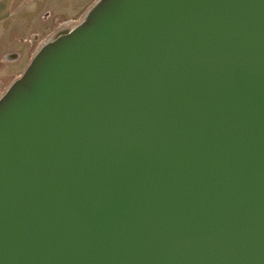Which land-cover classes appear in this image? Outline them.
<instances>
[{"label": "water", "instance_id": "1", "mask_svg": "<svg viewBox=\"0 0 264 264\" xmlns=\"http://www.w3.org/2000/svg\"><path fill=\"white\" fill-rule=\"evenodd\" d=\"M0 264H264V0H96L0 96Z\"/></svg>", "mask_w": 264, "mask_h": 264}, {"label": "rangeland", "instance_id": "2", "mask_svg": "<svg viewBox=\"0 0 264 264\" xmlns=\"http://www.w3.org/2000/svg\"><path fill=\"white\" fill-rule=\"evenodd\" d=\"M93 0H55V7L50 9V14H46L43 18H39L38 14L44 13V8L34 13L29 14L26 20L25 28L22 31L23 40L20 44H16L23 52L24 58L20 65L13 66L9 69L7 66L0 70V78L3 84H0V96L9 88L11 83L24 73L27 66L36 51L41 45L60 28L68 22H81L82 17L88 11H84ZM45 7V6H44ZM63 24V25H62ZM28 51H30L28 53ZM24 66H26L24 68ZM21 73L20 75H17Z\"/></svg>", "mask_w": 264, "mask_h": 264}, {"label": "crops", "instance_id": "3", "mask_svg": "<svg viewBox=\"0 0 264 264\" xmlns=\"http://www.w3.org/2000/svg\"><path fill=\"white\" fill-rule=\"evenodd\" d=\"M95 1L84 8V11L89 10ZM54 7L55 0H0V70L6 66L9 69L18 66L23 60L24 54L16 44H20L23 40L22 31L28 15H34L44 8L42 10L44 13L38 14L41 19L46 14H50V9ZM30 61L31 59L28 62ZM1 83L3 84L2 78H0Z\"/></svg>", "mask_w": 264, "mask_h": 264}, {"label": "bare ground", "instance_id": "4", "mask_svg": "<svg viewBox=\"0 0 264 264\" xmlns=\"http://www.w3.org/2000/svg\"><path fill=\"white\" fill-rule=\"evenodd\" d=\"M84 17V16H83ZM82 17V19H83ZM79 24V22H68V23H65L59 31H57L55 33V35H58V33H62V32H65V31H70L72 30L74 27H76L77 25Z\"/></svg>", "mask_w": 264, "mask_h": 264}]
</instances>
